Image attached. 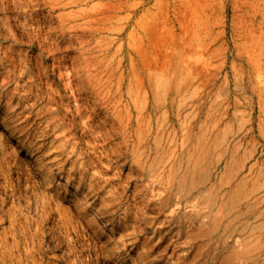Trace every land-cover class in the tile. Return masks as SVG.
<instances>
[{
  "label": "rangeland",
  "instance_id": "rangeland-1",
  "mask_svg": "<svg viewBox=\"0 0 264 264\" xmlns=\"http://www.w3.org/2000/svg\"><path fill=\"white\" fill-rule=\"evenodd\" d=\"M0 264H264V0H0Z\"/></svg>",
  "mask_w": 264,
  "mask_h": 264
}]
</instances>
